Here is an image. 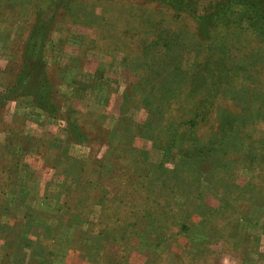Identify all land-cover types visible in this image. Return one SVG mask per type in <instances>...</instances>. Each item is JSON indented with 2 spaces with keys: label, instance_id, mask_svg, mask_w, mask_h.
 Returning <instances> with one entry per match:
<instances>
[{
  "label": "rangeland",
  "instance_id": "obj_1",
  "mask_svg": "<svg viewBox=\"0 0 264 264\" xmlns=\"http://www.w3.org/2000/svg\"><path fill=\"white\" fill-rule=\"evenodd\" d=\"M225 2L0 0V264H264V32Z\"/></svg>",
  "mask_w": 264,
  "mask_h": 264
},
{
  "label": "trees",
  "instance_id": "obj_2",
  "mask_svg": "<svg viewBox=\"0 0 264 264\" xmlns=\"http://www.w3.org/2000/svg\"><path fill=\"white\" fill-rule=\"evenodd\" d=\"M160 1H163L166 4H169L173 7H175L180 12L185 13V14L195 13L194 11L197 10L196 2H198V0H160ZM234 4L243 7V8H241V10L242 11L244 10V13H245V15H244L245 19H243V20H246L244 23L247 24V26L250 29H253L255 32H264V0H226L223 7H222V5L219 6L217 8L216 12L211 16L208 15V16L201 17V21L202 22L205 21V23L208 22L210 24V18H211V23H214L213 20H218L217 18L219 16H222L226 11L230 10L231 6ZM227 25H229V24H227ZM218 62H221V61H218ZM218 62L216 61V63H218ZM209 63H210V65L213 64L214 58H211V61H209ZM222 64H223V62H222ZM23 79H24V77L21 78V80L19 79V83L21 86H23L22 82H21ZM37 84L38 85L36 87H34V89H36L37 87L39 88L38 89L39 95L46 94L45 93V89H46L45 85L41 84L40 82H38ZM174 89L177 90L179 88H174ZM174 89H172L171 92H173ZM179 91L181 92L180 89H179ZM219 93L220 92H217L214 89H211L210 93H209V97H206V100L201 104L202 112H199L198 116L191 118L189 121H180V123L174 124V121H173L174 117L166 116L167 120L164 123L170 127L166 128L165 126H163L162 131L160 133H157V135L156 134L154 135L156 138L154 136H151V139L154 141H158V139H159L158 136L161 133L168 131L167 135L164 137L165 138L164 142L166 145L169 144V145H172L176 148L178 145L183 144V140L185 139V136H186V139L188 142H192V144L196 143L198 139L195 137V139L193 138L194 139L193 140L192 136H195V132L198 131L202 127L201 125H204V123H207L208 118L210 117V112L213 111L215 105L217 104L216 99H217ZM173 94L174 93H172V95ZM214 95H216V99H215ZM170 97L173 100L174 97L173 96H170ZM46 98H47V94L44 95L41 99L44 101L46 100L44 102V104L47 103V105L49 106L48 108L51 110V107L49 105L50 99L49 98L46 99ZM172 100L169 99L170 105L167 109H162L164 106L162 104H160L159 101H151V100L147 101L146 100L145 104L148 103L149 107L152 106L153 107L152 109H154L156 111V113L159 112L160 114H162L161 118H164L165 114L167 112H169L170 115H172V113L170 111L172 109L171 106L173 105ZM180 100H182V99L179 98V99L173 100V101H174V103H177ZM183 101H184V99H183ZM48 108L46 106L43 107V109L45 111H47ZM158 121H160V120H158ZM156 123H157V121H155L154 126L158 127L156 125ZM173 124H174V126H173ZM186 127H187V129H185ZM179 129H181V133H180L181 140L180 141L177 140L178 135L176 134ZM182 134H183V137H182ZM219 137H212L210 139H207L206 142L208 143L209 146L212 144H215V143L222 142L221 140H223V138L220 135H219ZM214 141H215V143H214ZM220 146H221L220 151L224 152L223 151L224 150L223 145L220 144ZM210 151L211 150H209V152ZM206 227L208 228L207 233L201 234V236L214 237V235L212 234V232H213L212 226L207 225Z\"/></svg>",
  "mask_w": 264,
  "mask_h": 264
}]
</instances>
